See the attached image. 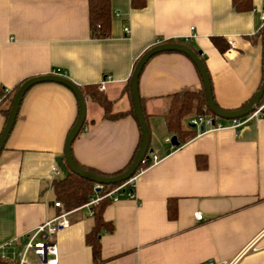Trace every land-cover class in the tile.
<instances>
[{"label": "crops", "instance_id": "0c3cea01", "mask_svg": "<svg viewBox=\"0 0 264 264\" xmlns=\"http://www.w3.org/2000/svg\"><path fill=\"white\" fill-rule=\"evenodd\" d=\"M90 1L0 0V93L58 72L79 87L100 90L102 79L111 76L102 94L113 113L129 112L135 65L164 42L201 52L215 102L224 110L243 108L262 85L264 0H253L252 10L244 12L233 0H110L105 39L92 37ZM214 37L230 47L221 52ZM202 84L195 64L181 53L157 54L144 67L139 94L149 148L160 161L139 175L136 199L122 194L106 207L104 220L114 227L101 231L97 263L86 242L94 217L82 206L66 209L55 189L63 173L57 176L54 169L78 116L77 99L56 83L31 88L0 155V264H19L25 236L63 212L69 226L56 236L58 264H264V115L238 129L230 128V120H221L227 129L214 132L191 126L193 139L174 148L167 143L174 136L164 118L168 96ZM86 102L73 158L102 173L118 172L138 147L136 118L105 119L95 99ZM7 107L8 101L0 107V135ZM171 199L174 220L168 217Z\"/></svg>", "mask_w": 264, "mask_h": 264}, {"label": "trees", "instance_id": "16d2710c", "mask_svg": "<svg viewBox=\"0 0 264 264\" xmlns=\"http://www.w3.org/2000/svg\"><path fill=\"white\" fill-rule=\"evenodd\" d=\"M253 0H233V6L239 12L252 10ZM89 19H90V29L93 38L105 39L110 35L111 28V4L110 0H91L89 4ZM136 6V4H135ZM260 34L264 41V26L262 27ZM214 45L221 51L225 52L230 46L226 39L221 37L212 38ZM189 45V44H188ZM195 52H198L194 47L189 45ZM204 64L205 61L202 59ZM264 80V79H263ZM263 83V82H262ZM20 86L16 87L11 94L8 96V107L3 110L6 120L9 116L10 108L12 106L15 94ZM85 98L91 96L95 99L104 109V118L109 120H117L127 115H132L135 118L133 108L129 112H119L113 113L111 110V104L102 94V91L98 89L96 85L81 86L80 87ZM130 92V88H128ZM132 99V98H131ZM168 109L164 116L167 128L171 134L177 137L179 146L187 143L193 139L197 134L196 131L191 128L188 124V128L185 127V122L191 120V118L198 116H214L207 107V101L205 98V90L202 86L200 87H184L180 91L173 93L168 96ZM252 100V99H251ZM251 100H249L244 106H246ZM264 103V97L261 100ZM77 118L73 124L75 125ZM85 125V124H84ZM139 126V125H138ZM73 128V127H72ZM83 129V128H82ZM140 131V139L138 147L131 158L129 164L122 170L115 172L113 174H106L99 172L97 170L81 166L86 171L94 173L102 177H112L124 173L132 163L135 161L136 154L141 147L142 134ZM148 168V162L142 163L140 168L136 173ZM95 183L86 180L72 172H69L68 176H62L61 179L56 181L55 189L60 198L64 203L66 209H74L81 207L89 202L92 195L94 194ZM120 184L117 185H106L105 190L110 191ZM111 204L110 200H104L99 205L94 206L92 209L94 211L93 217L95 219V227L92 231L87 234L86 242L92 248L95 263L99 262L101 254V231L102 229H108L110 232L113 230V224L108 223L104 220V211L106 207ZM176 200L171 199L168 203V217L169 219H176ZM1 260V259H0Z\"/></svg>", "mask_w": 264, "mask_h": 264}, {"label": "water", "instance_id": "95a60500", "mask_svg": "<svg viewBox=\"0 0 264 264\" xmlns=\"http://www.w3.org/2000/svg\"><path fill=\"white\" fill-rule=\"evenodd\" d=\"M164 52H177L184 54L195 64L202 79L203 87L205 90V98L207 101V107L211 111V113L216 117L217 120H233L245 117L251 114L256 109V107L260 104L261 100L264 97L263 80V83L259 88L258 92L255 94L252 100L243 108L237 110H224L220 108L215 102L209 72L202 60L201 52H195L189 45L181 42H164L151 47L139 58L130 78L133 110L136 121L141 130L142 143L140 149L136 154L135 161L124 173L112 177H102L84 170L75 162L72 153L73 143L81 132L82 128L84 127L87 115V102L80 87L77 84H75L66 76L57 74H47L43 76L32 77L20 85L15 94L12 106L10 108L9 116L0 135V155L4 150L5 145L15 127L20 113L21 105L29 90H31V88H33L35 85L41 83H56L63 85L69 90H71L78 102L77 121L67 136L64 155L57 158V164L60 167L63 175L67 177L69 172H72L86 180L101 185H117L127 181L136 174L143 160L148 157V154L153 152V150L149 148L150 130L142 108L141 98L139 94V79L144 67L147 65L150 59L156 56L157 54ZM171 142L174 146H179V142L176 136H173L171 138Z\"/></svg>", "mask_w": 264, "mask_h": 264}, {"label": "built area", "instance_id": "2783aa9c", "mask_svg": "<svg viewBox=\"0 0 264 264\" xmlns=\"http://www.w3.org/2000/svg\"><path fill=\"white\" fill-rule=\"evenodd\" d=\"M262 20L264 23V14L262 15ZM125 31L128 32V29L126 28ZM191 38L192 37L187 38V41H189ZM231 45L233 46L234 42H232ZM231 50L232 49H230V51ZM55 74L61 75L60 72ZM110 81H112L111 76L104 77L99 84L100 90H105L107 84ZM10 94V90H2V92L0 93V105H2L7 100ZM263 115L264 103L260 102V104L251 114L239 119L230 120L232 123L230 128H241L252 120H258ZM221 120L222 119L217 120L215 116L208 115L195 117L191 119L189 123L191 126L197 127L202 132H214L227 129V127L221 122ZM206 128L207 130H205ZM167 143L171 146V148H174L171 139L168 140ZM159 161L160 159L156 155L149 153L148 157L145 158L142 163L148 162V167H151L159 163ZM141 172L136 173L130 179L110 191L105 190L106 185L96 184L94 187V194L92 195L91 199L82 207L88 208L90 211V215L93 216L94 211L92 208L99 205L104 200H110L111 203H116L119 201V197L122 194H127L130 199H136L137 196L135 193V186ZM54 174L57 176H61V169L59 167L55 168ZM55 206L58 208H62V204L60 202H57ZM67 215V213L63 212L55 219L43 223L25 236L27 241L24 244L22 251L17 254L19 264H58V247L56 243V236L61 229L69 226ZM195 218L201 221L203 220V215L200 212H196ZM29 254H32L36 258L35 262H30L28 260ZM205 264L214 263L208 262ZM220 264L233 263L222 262Z\"/></svg>", "mask_w": 264, "mask_h": 264}, {"label": "rangeland", "instance_id": "374dc122", "mask_svg": "<svg viewBox=\"0 0 264 264\" xmlns=\"http://www.w3.org/2000/svg\"><path fill=\"white\" fill-rule=\"evenodd\" d=\"M3 105V104H2ZM2 105L0 106V107H2ZM223 121V120H222ZM228 121V120H227ZM188 121H186L185 122V127H187L188 128ZM28 260L30 261V262H35L36 261V258L32 255V254H29V256H28Z\"/></svg>", "mask_w": 264, "mask_h": 264}]
</instances>
